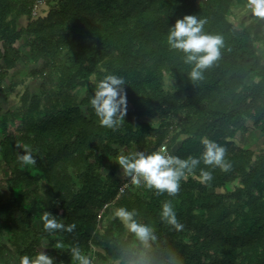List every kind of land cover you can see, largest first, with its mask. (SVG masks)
<instances>
[{"label":"trees","instance_id":"trees-1","mask_svg":"<svg viewBox=\"0 0 264 264\" xmlns=\"http://www.w3.org/2000/svg\"><path fill=\"white\" fill-rule=\"evenodd\" d=\"M38 3L48 10L34 17ZM247 3L0 0V87L26 55L43 61L35 91L24 92L16 111L0 114V259L11 253L1 239L18 255L17 264L47 240L64 250L55 251L53 264H79L75 249L91 260L123 264L134 236L117 217L102 232L99 226L108 208L125 206L154 228L157 239L147 249L153 264H174V257L182 264H264V151L242 141L252 135L264 145V18L251 12L237 26L228 20L232 8ZM188 14L205 19L204 31L224 39L220 57L197 81L188 76L184 54L167 40L176 19ZM108 74L123 78L127 94V113L115 129L101 126L91 105ZM17 118L16 133H10L8 122ZM202 137L226 146L233 164L227 172L211 169L208 184L192 175L169 196L143 183L133 191L130 176H116L121 150L148 154L164 147L181 158L199 156ZM26 151L36 164L19 159ZM200 167L209 166L201 163L197 174ZM41 182L30 198L29 186ZM166 200L183 229L161 219ZM44 211L75 227L45 230Z\"/></svg>","mask_w":264,"mask_h":264},{"label":"clouds","instance_id":"clouds-1","mask_svg":"<svg viewBox=\"0 0 264 264\" xmlns=\"http://www.w3.org/2000/svg\"><path fill=\"white\" fill-rule=\"evenodd\" d=\"M247 7L252 14L264 18V0H248ZM206 20L195 14L177 18L171 26L167 40L170 47L180 50L184 54V62L190 65L188 73L192 81L203 79L204 70L210 67L221 55L224 44L223 36L204 31ZM124 80L115 74H108L100 79L96 86L91 105L99 118V124L109 129H115L127 113V94L123 88ZM203 151L199 156H180L169 154L163 147L144 154L136 152L129 155L121 154L116 161L126 176H130L132 183L139 186L143 183L148 189H155L157 194L166 192L174 196L181 190L182 179L196 175L204 184L213 179L211 169L222 171L232 169V161L228 158V149L208 137H202ZM19 159L25 165L36 164V158L30 151L21 154ZM203 163L209 167L197 168ZM115 216L121 220L129 233L137 242L131 248L124 250L123 264H153L147 249L151 241L157 239L152 225L140 222L135 209L121 206L116 209ZM161 219L176 230L184 228L177 216L176 208L171 200L164 201L160 206ZM41 219L47 231L65 229L71 231L75 224H64L55 215L44 211ZM79 264H93V261L79 249L74 250ZM174 264H182L179 257H174ZM20 264H30V257H21ZM31 264H53V260L46 254L40 253Z\"/></svg>","mask_w":264,"mask_h":264},{"label":"rangeland","instance_id":"rangeland-1","mask_svg":"<svg viewBox=\"0 0 264 264\" xmlns=\"http://www.w3.org/2000/svg\"><path fill=\"white\" fill-rule=\"evenodd\" d=\"M201 2H199L200 4ZM48 10V6L44 3H38L35 8L33 9V15L34 17L40 14V16L44 15L45 12ZM251 13V10L246 7H234L232 8L231 15L228 16V20L233 23L234 25H238L239 22L243 19H245L246 22L250 20L249 14ZM23 22H21L20 26H23ZM23 41L20 43L22 44ZM23 51L27 52L29 54V49L25 45H22ZM264 55V48L262 51ZM43 64V61L41 59L34 60L30 55H26L25 58L20 62L16 69L9 72L7 77L4 80L3 85L0 87V114L4 115L7 112H14L17 110L19 106H21V96L24 94V92L33 93L39 83L41 82L40 78L38 77V70L40 69L41 65ZM94 83V78L91 77L88 81V85H92ZM165 88L170 89L173 86V83L168 78L165 81ZM149 122L153 126H157L156 120H150ZM19 124L18 118L15 119L13 122H8V131L10 133H16V126ZM254 134V133H253ZM256 135L259 136L258 132H256ZM244 143L251 144L250 146L256 147L255 152H258L261 148V151H264V145L259 146L256 143V140L254 139V136H246V138L242 139ZM254 144V145H253ZM21 145H18L16 147V151L21 150ZM124 154V152L121 150L119 151V155ZM118 155V156H119ZM117 163V161H115ZM117 177L121 180H124L126 178V175L124 174L123 169L120 167V165L117 163ZM107 173V170H103V175ZM7 172L5 169L1 170V175L6 176ZM1 182V181H0ZM3 182V181H2ZM43 183H39L38 186H29L28 192L29 197L31 198L33 196L34 189H38L41 187ZM142 185V184H141ZM133 186V191H135L138 188H140V185L137 186L135 184ZM79 188V185L76 184L74 188V192ZM2 189V188H0ZM139 190V189H137ZM140 191V190H139ZM116 209L114 207L108 208V212H106V215L101 220V224L99 226L100 232H102L109 223L116 217L115 216ZM120 220V219H119ZM121 221V220H120ZM123 224V223H122ZM124 226V224H123ZM124 228H126L124 226ZM51 236H55V233H51ZM2 242L11 250L10 256L5 254L2 256V259H0V264H17L18 255L15 253V251L11 248V246L3 241ZM61 251L64 252V250L61 247V244L59 243L56 246H49L47 240L41 241V247L36 250L35 255L30 259L34 260L40 253H46L52 260L54 259L55 251ZM93 250L97 251L99 254L101 250L93 248ZM97 256H94L92 261L93 264H119L118 261L109 260V259H101L96 258Z\"/></svg>","mask_w":264,"mask_h":264},{"label":"built area","instance_id":"built-area-1","mask_svg":"<svg viewBox=\"0 0 264 264\" xmlns=\"http://www.w3.org/2000/svg\"><path fill=\"white\" fill-rule=\"evenodd\" d=\"M164 148V147H163ZM166 151V150H165Z\"/></svg>","mask_w":264,"mask_h":264}]
</instances>
